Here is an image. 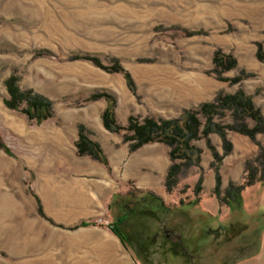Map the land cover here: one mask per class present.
Instances as JSON below:
<instances>
[{"label":"rangeland","instance_id":"obj_1","mask_svg":"<svg viewBox=\"0 0 264 264\" xmlns=\"http://www.w3.org/2000/svg\"><path fill=\"white\" fill-rule=\"evenodd\" d=\"M226 58L235 66L221 73ZM114 66L128 74L133 89L123 74L108 70ZM10 79L47 99L57 123L103 114L107 101L89 100L98 93L111 96L121 128L129 118L158 121L160 103L183 87L198 102L188 110L240 90L264 113V0H0V264H233L258 252L264 208L245 226L231 215L217 218L215 239L197 230L203 219L194 207L188 215L179 210L197 196L211 153L205 139L192 143L201 151L199 166L182 170L171 191V215L160 217L139 206L145 191L134 178L155 155L170 166L169 148L156 143L132 152L124 141L130 132L97 135L116 194L130 196L116 197L109 210L76 143L61 148L44 122L5 106ZM129 99L137 105L129 108ZM223 114L213 121L232 124L230 113ZM234 134L227 132L228 141ZM256 142L264 147L263 137ZM123 213L121 243L108 226ZM84 221L90 226L71 229Z\"/></svg>","mask_w":264,"mask_h":264},{"label":"trees","instance_id":"obj_2","mask_svg":"<svg viewBox=\"0 0 264 264\" xmlns=\"http://www.w3.org/2000/svg\"><path fill=\"white\" fill-rule=\"evenodd\" d=\"M83 59L99 66L97 60L93 58L85 57ZM224 60L225 63L223 60L220 61V66L223 70L221 73L235 66V62L231 58H226ZM108 70L123 74L129 88L133 89L130 77L121 67L114 66ZM15 82L14 79H10L6 83L8 97L4 100L5 106L11 110L21 112L28 120L36 124L50 119L53 114L51 103L44 97L34 94L32 91H21L15 85ZM99 99H105L108 103L102 114L104 128L113 133H119L120 131L130 132L131 135L129 137H124V141L130 143V151L133 152L143 145L150 143H161L169 148L168 157L171 164L167 170L164 184L167 191L175 187L183 169L199 166L201 151L192 143L201 139H205L207 148L211 152L215 165H217H214L216 183L213 194L220 203L229 207L231 202H239L240 193L245 188L256 183H264V147L255 140L258 134L264 135V118L253 104L251 97L247 96L242 91L238 90L230 95L219 93L211 103H204L194 110L184 111L182 117L178 119H160L158 121L143 119L142 123L139 124L137 119L129 118L128 126L125 129L116 124L113 113L114 101L111 96L105 93H98L89 98L90 101ZM224 112L230 113L233 120L232 124L221 125L213 121L217 116L224 117ZM199 115L204 118L203 124L198 119ZM246 120L252 121L253 127H249ZM78 130V141L75 145L77 155L80 157H90L107 167L108 161L100 146L96 142L90 140L82 126H80ZM227 132H234L248 137L258 146V154L254 159L245 162V175L242 183L240 185H233L230 183L227 189L220 195L218 165L222 157L228 155L232 150L231 143L227 139ZM210 134H216L220 137L223 149L222 156H219L211 146L208 139ZM0 148L3 149L1 143ZM200 181L201 179L198 180L195 189L196 192L199 190ZM38 212L44 217L41 207L38 208ZM123 221L124 217H120L108 226L109 230L119 238L121 243H124V238L121 235L119 227L122 225ZM90 224V222L84 221L71 229L88 227Z\"/></svg>","mask_w":264,"mask_h":264},{"label":"crops","instance_id":"obj_3","mask_svg":"<svg viewBox=\"0 0 264 264\" xmlns=\"http://www.w3.org/2000/svg\"><path fill=\"white\" fill-rule=\"evenodd\" d=\"M182 89L179 91V93L175 92V95L171 97V99L160 103V106L157 108V110L162 112V115H160L161 118H176L184 110H188L192 105L195 106L198 103H192L190 99L189 88L183 89V93L185 95L182 93ZM195 90L197 93L202 92L201 89ZM127 105L129 108H133L137 105V103L134 101V99H129L127 101ZM261 113L264 117V113L262 111ZM101 116L102 112L90 113V119L85 117V119L80 122L73 119L68 121L66 118L62 117L60 123H57L53 116L51 119L42 124L50 127V129L56 135L55 139H58L57 143L59 146L61 145V148L70 149V147L76 143L78 140L79 124L83 125L87 129V135L90 140L96 142L101 147V143L96 137L97 135L102 136L104 132H108L103 126ZM127 119V117L119 119L116 113V120H118V123L122 125L125 123L127 124ZM66 131H70V134H67ZM262 137L264 138V135L258 134V136H256V140L260 141ZM229 138L232 150L228 155L222 157L221 164L218 168L220 190L227 189L230 183L233 185H240L243 181L244 161L246 159L255 157L258 153V146L247 137L234 134L233 137L230 136ZM208 139L216 153L222 156V144L220 138H218L216 134H210ZM154 144L156 143L146 144L139 149L151 147L154 146ZM59 146L58 148H60ZM155 156L156 157L152 158L149 163H145L140 166L141 169L140 171L136 172L137 176L134 178L136 179V187L145 191L144 195L141 196L139 206L144 207V210H148L151 214H155L160 217H167L171 215V211L168 209V207L169 204H172L174 200V198L171 196V191L173 188L170 191H167L165 186H159V182L160 179L165 180L169 166L164 159H160L157 157V155ZM89 158L86 157L83 159L85 160L84 163L89 165L90 168V181L97 180L99 182V187L102 189L101 192L109 200L107 204L108 209H111L110 207L112 201L117 199L116 197L122 201L127 200L130 197L129 195L122 198L116 194L113 185L114 182L112 181L109 172L110 168L108 169L96 160ZM205 162L206 167L202 165L204 168V176L199 177L201 181L199 184V190L197 192L195 190V193H197L195 200L192 198L191 200L194 201H189L186 204H180L179 210L188 215L191 214V209L194 207L197 215L203 219L198 225L197 230L202 233H208L207 238L215 239L221 233V228L216 225L218 223H215L216 221L218 222L217 218H225L231 215L236 218V222L234 221L235 224L237 223L241 226H245L247 224V219L248 221H255L256 216L263 212L264 183L254 184L245 188L240 193L239 202H231L230 206L228 207L225 204L220 203L214 194L212 195L216 182L215 171L211 165L213 162L211 153H206ZM257 203L258 208H255ZM125 214L123 213L120 216L115 217V219H112V223H114L118 218L124 217ZM234 223L229 222L228 226L232 228ZM213 225H216V227H213ZM233 264H264V230L260 237V247L258 252L237 260Z\"/></svg>","mask_w":264,"mask_h":264}]
</instances>
